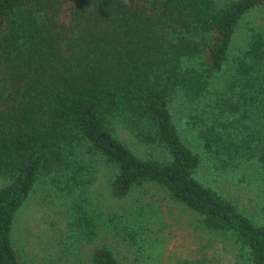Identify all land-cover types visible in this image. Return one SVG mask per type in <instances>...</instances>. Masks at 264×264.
<instances>
[{"label": "trees", "instance_id": "trees-1", "mask_svg": "<svg viewBox=\"0 0 264 264\" xmlns=\"http://www.w3.org/2000/svg\"><path fill=\"white\" fill-rule=\"evenodd\" d=\"M262 5L0 0V264H19L14 216L45 185L66 203L73 243L93 244L107 232L138 257L152 253L157 241L146 238L136 209L105 213L91 201L94 159L110 170L112 197L156 185L206 231L230 236L243 264H264V189L254 223L197 175L202 157L221 173L242 161L264 169V32L249 26L241 48L234 45L240 21ZM177 99L194 108L185 125L198 148L180 134ZM90 264L121 263L99 243Z\"/></svg>", "mask_w": 264, "mask_h": 264}, {"label": "rangeland", "instance_id": "rangeland-1", "mask_svg": "<svg viewBox=\"0 0 264 264\" xmlns=\"http://www.w3.org/2000/svg\"><path fill=\"white\" fill-rule=\"evenodd\" d=\"M224 1L216 0L218 4ZM249 26L264 32V5L250 11L240 21L234 43L236 49L241 48L246 40V28ZM171 110L181 136L198 148L197 142L191 141L194 139L193 129L185 125L186 117L194 114L193 106L177 99ZM206 114L211 116L210 111ZM117 135L126 140L133 150H140L128 131L119 128ZM91 161L94 175L89 192L95 207L105 213H131L136 209L144 218L142 224L146 228V238L157 241V247L150 255L142 253L144 256L138 257L136 250L123 241L122 236L107 232H102L93 244L73 243L66 232V203L52 187L45 185L39 186L14 216L11 234L19 264H90L91 247L99 243L109 245L121 264H184L185 261H199L201 264L244 263L243 254L230 236L206 231L195 212L172 200L162 188L144 185L126 197H112L108 185L109 168L99 159ZM197 175L206 185L234 201L254 223L260 222L264 169L256 161H242L236 168L221 173L202 157Z\"/></svg>", "mask_w": 264, "mask_h": 264}]
</instances>
